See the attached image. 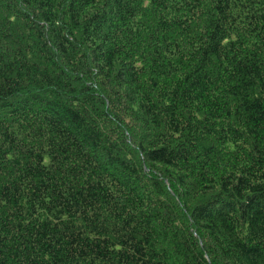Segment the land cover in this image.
<instances>
[{"label": "trees", "instance_id": "1", "mask_svg": "<svg viewBox=\"0 0 264 264\" xmlns=\"http://www.w3.org/2000/svg\"><path fill=\"white\" fill-rule=\"evenodd\" d=\"M0 264H264V0H0Z\"/></svg>", "mask_w": 264, "mask_h": 264}]
</instances>
